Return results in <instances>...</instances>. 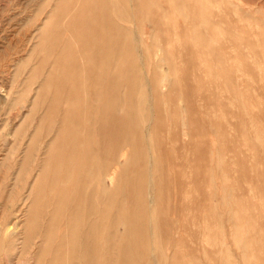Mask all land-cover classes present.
Segmentation results:
<instances>
[{
  "label": "rangeland",
  "instance_id": "rangeland-1",
  "mask_svg": "<svg viewBox=\"0 0 264 264\" xmlns=\"http://www.w3.org/2000/svg\"><path fill=\"white\" fill-rule=\"evenodd\" d=\"M0 264H264V0H0Z\"/></svg>",
  "mask_w": 264,
  "mask_h": 264
},
{
  "label": "bare ground",
  "instance_id": "bare-ground-1",
  "mask_svg": "<svg viewBox=\"0 0 264 264\" xmlns=\"http://www.w3.org/2000/svg\"><path fill=\"white\" fill-rule=\"evenodd\" d=\"M64 205H65V204H64ZM71 207L73 208V206H71ZM51 220H52V219H51ZM54 223H55V222H54ZM10 227H11V226H10ZM10 227H9V228H10ZM62 232H63V231H62ZM89 232H90V231H89ZM26 244H27V243H26ZM23 245H24V244H23ZM20 246H21V245H20ZM37 253H38V252H37ZM111 257H112V256H111Z\"/></svg>",
  "mask_w": 264,
  "mask_h": 264
}]
</instances>
